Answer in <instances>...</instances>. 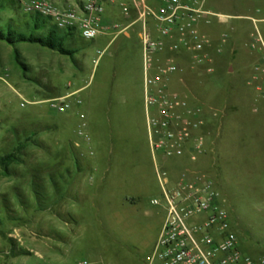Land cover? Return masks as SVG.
<instances>
[{
  "label": "rangeland",
  "instance_id": "rangeland-1",
  "mask_svg": "<svg viewBox=\"0 0 264 264\" xmlns=\"http://www.w3.org/2000/svg\"><path fill=\"white\" fill-rule=\"evenodd\" d=\"M2 3L0 28L30 33L17 0ZM206 8L226 18L201 26L207 58L191 72L182 57L170 90L201 109L205 153L196 165L214 182L241 252L264 257V59L253 43L256 28L264 41V22L250 20H264V0ZM49 31L63 35L49 20L34 35ZM118 37L106 50L108 36L66 37L70 56L0 42V159L15 156L0 166V264H148L164 213L151 205L160 190L147 128L120 110L136 88L121 87ZM73 92L81 104L67 114L45 103ZM80 114L89 146L76 135ZM187 164L165 165L173 174Z\"/></svg>",
  "mask_w": 264,
  "mask_h": 264
},
{
  "label": "built area",
  "instance_id": "built-area-1",
  "mask_svg": "<svg viewBox=\"0 0 264 264\" xmlns=\"http://www.w3.org/2000/svg\"><path fill=\"white\" fill-rule=\"evenodd\" d=\"M78 0L69 7H57L47 0H17L26 15L48 19L60 31H72L84 40H93L108 28L102 26L104 2ZM207 0H131L140 26L144 60V110L146 128L160 198L151 205L161 207L162 225L148 264H264V257L241 252L240 239L231 226L214 182L196 165L205 153L201 135L203 119L199 107L190 108L186 98L172 92V78L184 73L180 60L187 58L189 70L202 67L209 44L201 31L212 19L222 21L206 8ZM124 16L130 6L120 4ZM254 24L264 20H252ZM256 28V27H255ZM254 45L263 52L264 41L256 28ZM0 81L4 79L0 76ZM77 92L47 100L49 109L67 114L81 104ZM24 101V105H36ZM76 135L90 145L85 118L79 115ZM78 145V144H77ZM90 155H92L90 151ZM186 159L189 164L172 174L166 163ZM165 165V166H164Z\"/></svg>",
  "mask_w": 264,
  "mask_h": 264
},
{
  "label": "crops",
  "instance_id": "crops-1",
  "mask_svg": "<svg viewBox=\"0 0 264 264\" xmlns=\"http://www.w3.org/2000/svg\"><path fill=\"white\" fill-rule=\"evenodd\" d=\"M78 0H51L52 4L61 7H69L74 5ZM130 6L128 16H124L120 4ZM137 14L131 7V0H115L113 3L104 2V13L102 16V26L108 28V31L101 35L111 37L106 43L104 50L111 48L119 39V35H123V40L119 47H116V54L122 59V76L120 84L122 88H136L133 97H125L120 104V110L125 112L129 118L135 117L140 119L146 130V115L144 110V60L142 46L140 42V26L135 24L125 30L119 32L117 28H125L136 20ZM137 26H139L137 28ZM135 37H134V36ZM133 46V47H132ZM97 104L95 105V107ZM77 120L76 118H74ZM79 120V116H78ZM80 122V120H79Z\"/></svg>",
  "mask_w": 264,
  "mask_h": 264
},
{
  "label": "trees",
  "instance_id": "trees-1",
  "mask_svg": "<svg viewBox=\"0 0 264 264\" xmlns=\"http://www.w3.org/2000/svg\"><path fill=\"white\" fill-rule=\"evenodd\" d=\"M2 1L3 0H0V9L3 7ZM30 18L33 22L32 30L30 33L27 34L25 32H18L10 26H5L3 28H0V42H4L12 47L18 44L39 45L43 48H47L62 55L70 56L71 54H73L72 52H68L63 48L64 40L66 39V37L74 35L72 31H63L62 36H57L55 35V33L49 31L47 32L46 36L37 37L34 35L35 31L45 28V20L48 19H42L41 17L34 15H30ZM27 141H29V139ZM14 161L15 156L8 155L5 158L0 159V166L8 165L10 163H13ZM3 209H6V207L4 206Z\"/></svg>",
  "mask_w": 264,
  "mask_h": 264
}]
</instances>
